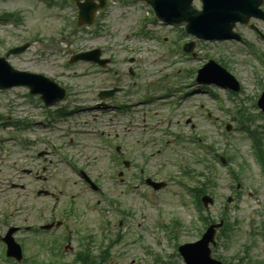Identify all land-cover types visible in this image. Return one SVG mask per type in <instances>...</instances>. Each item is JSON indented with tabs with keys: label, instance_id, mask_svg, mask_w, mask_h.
<instances>
[{
	"label": "rangeland",
	"instance_id": "1",
	"mask_svg": "<svg viewBox=\"0 0 264 264\" xmlns=\"http://www.w3.org/2000/svg\"><path fill=\"white\" fill-rule=\"evenodd\" d=\"M197 6L199 7L198 3ZM139 10V3L122 8L118 0H109L105 15L100 19L101 23L98 26L101 33L104 32L102 35H92L88 29L79 31L70 38L65 37L67 43L59 44L58 51L54 55L47 56L37 52L35 45L37 47L39 43H42L40 42L42 36L56 38L61 36L60 31L65 27L64 16L69 15L71 11L47 7L41 0L0 1V15L4 13L21 15L17 27L0 25V55L4 54L5 47L19 46L31 41L32 37L38 36L39 40L33 43V48L24 53L22 59H10L11 64L21 70L56 77L57 81L65 83L71 97L64 105L77 111L68 120L67 125L74 129L86 130L84 135L61 134L49 132L37 126L25 132L14 133L10 124L2 128L0 121V140L3 141L0 146V218L4 217V223L0 224V232L4 233L10 223L35 227L49 222L53 216L60 215L58 218H61L64 211V213H70L67 222L71 224V228L76 224L80 228H85L84 233H96L98 236L97 223L101 221L99 215L100 211L106 207L105 204L94 203L98 197L90 194L85 188L82 190L78 175L70 171V166L57 155L50 156L46 163L38 158L39 151L48 150L45 147V141L43 142V139L48 137L59 148L68 151L78 167L83 165L89 175L98 181L108 194L119 200L131 198V203L126 209L132 207L133 210L126 217L122 227L116 223L118 218L116 215L111 214L106 218V220L111 218L116 225L114 234L122 235V241L116 243L111 249L112 264H156L151 258L146 257L147 247L153 251L150 257H154V253H162L167 258L172 257L173 262L184 264L177 247L173 245V237L163 236L159 243L154 241L156 236L162 235L163 230H158L161 226L156 221L155 207L144 199L145 191L149 190L136 180L135 167L136 164L142 163L143 156H149V153L154 152L155 158L150 157L146 175L157 181L168 183L167 188L153 192L154 198L163 206L164 215L168 220L174 216L178 218L176 242L179 245L195 242L199 239L202 225L196 219L195 210L191 206L184 205L183 201L186 198L183 199L181 196L176 198L174 195V192L180 190L182 193V190L174 184L173 178L178 176L184 167L202 171L201 166L195 163V157L203 154L194 147L189 138L190 135H203L205 143L215 147L217 153L232 157L231 164L239 176L238 184L229 178L225 167L219 165L215 159L210 160L211 165L215 167L216 182L208 185L207 193L214 198L215 204L207 210V215L219 221L226 198L231 195L234 202L229 205L228 217L235 224L229 233L230 237L218 236V246L213 250V257L222 259L219 258L221 256L229 259L234 254L242 253L250 244L251 261H247V264L250 262L262 264L264 263V177L249 148V139L243 130L233 123L228 139H222L221 133L225 132L222 123L228 122L229 118L220 112L222 110L217 106V100L207 94L199 84L193 87L195 91L181 99V106H177L173 111L176 120L170 131L174 132L177 139H169L163 134L166 114L169 112L170 101L174 95H167L166 92L177 83L184 82L185 75H182L181 80L177 78L175 72L180 66V61L169 52L166 46L149 41L143 36L133 35L139 17L145 13H140ZM254 23L264 34V22L255 20ZM156 29L158 31L155 32L170 38L174 37V31L170 27L156 25ZM235 30L251 41H257L247 27L237 25ZM256 44L259 52L264 53V43L257 41ZM97 46L105 48L106 56L113 58L112 67L117 71L119 80L113 79L117 75H89L91 70L84 64L76 65L71 69L60 67L66 64L69 58L61 53L62 50L75 53ZM195 48L201 57L200 60L189 63L190 66L185 67L200 66L206 63L208 58H213L217 62H226L230 72L238 78L246 90L235 96V99H246L247 95L255 96L258 93L259 82L252 75L254 71L263 79L264 84L263 65L247 53L243 45L230 41L216 43L196 41ZM132 57L134 63L130 62ZM130 68L135 71L133 76L130 75ZM194 70L197 71V69ZM194 70L192 73L196 80ZM158 71L159 74H157ZM65 74H68V77H65ZM165 74L167 77H164ZM188 84H191V80ZM133 85L134 89L131 88ZM112 86L124 89V93L116 97V102L130 107L124 115L113 112L100 115L98 111L91 108L98 102V91ZM261 89L264 91L263 88ZM210 90L216 94L214 87ZM223 91L221 89L220 94H223ZM143 94L152 101L136 103L139 96ZM16 96L14 91L0 93V113L5 120L27 121L37 117L44 119L39 110L32 105L17 108L23 99ZM231 99V97L226 98L225 106L235 107ZM249 104L247 102L248 106ZM82 108L83 110H78ZM21 109H28L33 118L23 120L22 117L25 116L20 112ZM254 115L256 121L253 127L264 125V115L257 108ZM132 122L131 126L135 129L129 126ZM97 129H103L113 140L123 142L127 159L133 161L132 167L123 174V177L118 175L123 168L116 166L110 159L111 150L95 136ZM14 136H27L30 139L31 143H28L29 147L26 151L15 144ZM163 139H169V147H163ZM137 140L141 141L139 145L136 143ZM161 147L162 149L159 150ZM72 154L77 160H74ZM27 169L33 170L34 175H26L24 171ZM35 172H38L45 180H38ZM182 180L187 184H194V181L188 178L183 177ZM129 181L131 192L124 193L125 183ZM18 185H24L25 189L17 188ZM236 186L239 195L236 194ZM39 188L51 190L55 193V197L38 198L36 191ZM59 190L61 194L63 191L65 194L58 196ZM89 205L92 207L87 209ZM70 206L71 212L66 210ZM34 233L33 230H29L22 231L18 235V239L26 244L27 259L36 261L53 259L48 245L52 239H57L60 248L65 228L52 230L49 235ZM77 250L76 248L71 253L59 251L58 256L64 259L63 263L67 264L73 260V254ZM94 251L98 253L99 249L95 248ZM2 252L3 247L0 244V264H10L8 261H3Z\"/></svg>",
	"mask_w": 264,
	"mask_h": 264
},
{
	"label": "water",
	"instance_id": "2",
	"mask_svg": "<svg viewBox=\"0 0 264 264\" xmlns=\"http://www.w3.org/2000/svg\"><path fill=\"white\" fill-rule=\"evenodd\" d=\"M161 1L162 0H159L158 2H159V4L161 3ZM178 1H180V0H178ZM208 1V7L209 8H211V11L213 10V4H211V2H210V0H207ZM188 2H190V0H188ZM237 18H239V17H234V16H228L227 17V27H228V30L231 28V25H230V23L232 22V21H234L235 19H237ZM206 245H207V243H206Z\"/></svg>",
	"mask_w": 264,
	"mask_h": 264
}]
</instances>
